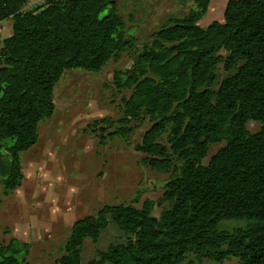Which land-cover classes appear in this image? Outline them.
<instances>
[{
    "label": "trees",
    "instance_id": "trees-1",
    "mask_svg": "<svg viewBox=\"0 0 264 264\" xmlns=\"http://www.w3.org/2000/svg\"><path fill=\"white\" fill-rule=\"evenodd\" d=\"M189 1L184 15L151 33L129 68L114 71L116 89L130 94L115 122L99 120L113 128L109 137L125 138L134 121L148 117L138 149L143 165L170 174L159 199L166 206L156 217L149 199L140 207L103 205L72 223L51 264H80L84 240L96 242L110 223L125 240L97 249L87 264H181L188 254L264 264V0H227L222 21L206 26L198 22L211 0ZM27 2L0 0V22L10 19L12 28L0 39L3 195L22 182L21 153L52 116L53 87L64 71H99L133 46L115 0ZM220 64L226 73L218 80ZM249 121L259 129L249 131ZM218 142L223 146L203 164ZM234 220L245 223L219 227ZM28 254V243L15 237L0 243V264H31Z\"/></svg>",
    "mask_w": 264,
    "mask_h": 264
},
{
    "label": "rangeland",
    "instance_id": "rangeland-1",
    "mask_svg": "<svg viewBox=\"0 0 264 264\" xmlns=\"http://www.w3.org/2000/svg\"><path fill=\"white\" fill-rule=\"evenodd\" d=\"M115 2L133 46L117 53L99 71L79 68L64 71L53 87L52 116L39 122L36 143L21 153V184L9 195L1 193L0 185V243L6 244L11 237L28 243L26 259L31 264L53 263L63 253L62 246L72 223L94 214L103 205L130 203L140 207L149 199L154 202L152 215L156 217L166 206L159 199L170 174L143 165V154L138 149L143 132L151 124L148 117L134 121L125 138L109 137L113 128L99 120L108 118L115 122L122 115L123 98L130 94L128 89H116L112 82L114 71L129 68L151 33L168 18L184 15L193 3L189 0ZM223 6L216 17L210 13L214 7H209L198 23L206 26L219 20L220 15L222 21ZM26 8L30 5L26 4ZM0 26V39L11 34L10 19L1 21ZM225 73L220 64L218 80ZM217 85L216 82L213 88ZM101 126L104 130L99 129ZM246 127L254 132L260 123L249 121ZM101 132L104 143H100ZM161 142L168 144L165 135ZM223 144H210L202 163L206 164ZM244 223L222 221L219 227ZM125 238L126 234L110 223L96 242L84 240L80 264H87L95 257L97 249H105L108 244ZM181 264H239V261L232 256L215 262L188 254Z\"/></svg>",
    "mask_w": 264,
    "mask_h": 264
},
{
    "label": "crops",
    "instance_id": "crops-1",
    "mask_svg": "<svg viewBox=\"0 0 264 264\" xmlns=\"http://www.w3.org/2000/svg\"><path fill=\"white\" fill-rule=\"evenodd\" d=\"M226 2H227V0H211L210 1L209 7H214L213 11L210 10V13H214V15H212V17H216V16H218V14H220L219 11H220V8L222 7L223 4H224L223 11H224V7H225ZM220 18H221V15L218 17V19H219L218 21H221Z\"/></svg>",
    "mask_w": 264,
    "mask_h": 264
},
{
    "label": "built area",
    "instance_id": "built-area-1",
    "mask_svg": "<svg viewBox=\"0 0 264 264\" xmlns=\"http://www.w3.org/2000/svg\"><path fill=\"white\" fill-rule=\"evenodd\" d=\"M49 0H35V1H28L27 5H30V8L36 7L38 5H45L46 2ZM1 28V26H0Z\"/></svg>",
    "mask_w": 264,
    "mask_h": 264
}]
</instances>
